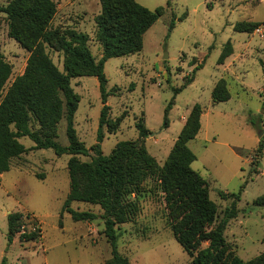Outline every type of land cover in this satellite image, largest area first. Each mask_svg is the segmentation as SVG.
I'll use <instances>...</instances> for the list:
<instances>
[{
  "label": "rangeland",
  "instance_id": "rangeland-1",
  "mask_svg": "<svg viewBox=\"0 0 264 264\" xmlns=\"http://www.w3.org/2000/svg\"><path fill=\"white\" fill-rule=\"evenodd\" d=\"M7 1L0 0V51L12 64V74L0 100L14 78L24 72L29 56V51L9 36L8 17L1 9ZM55 1L52 26L88 33L90 48L99 59L102 46L96 39L94 17L101 10L100 0ZM138 1L150 9L164 5L165 11L145 33L141 51L105 62L107 87L113 91L107 101L110 117L122 119L116 132L105 129L102 150L109 154L119 141L137 139L136 122L143 118L150 131L145 145L163 165L191 109L199 103L203 108L201 129L188 143L197 156L192 167L207 180L218 220L232 202L219 190L238 193L245 183L237 202L238 214L229 220L225 236L239 256L250 259L264 251V206L254 204L264 196V149L260 165L252 164L259 142L264 141V0ZM184 12L187 16L177 19L169 32L172 14L180 17ZM240 20L262 24L253 32L235 31L234 24ZM228 40L233 53L218 63ZM47 51L62 69V52L50 47ZM203 59V66L193 72ZM191 74L193 81L175 93L174 87ZM221 77L227 80L231 98L214 103L212 89ZM71 84L80 95L74 126L89 148L88 154L77 156L90 160L103 105L99 81L96 76L84 75L72 78ZM173 97L168 126L164 127L165 108ZM19 139L26 147L34 145L29 136ZM56 139L63 145L69 143L65 117L58 124ZM70 156L57 155L52 148L30 149L14 158L11 169L0 175V264H105L111 257L101 218L74 220L69 212L62 213L69 191ZM138 199L140 213L117 229L120 252L130 264H188L191 257L173 235L169 209L155 182L148 179ZM72 207L102 213L98 204L74 201ZM12 211L24 213L22 231L35 230L39 224L41 238L20 240L18 233L9 243L7 215Z\"/></svg>",
  "mask_w": 264,
  "mask_h": 264
},
{
  "label": "trees",
  "instance_id": "trees-1",
  "mask_svg": "<svg viewBox=\"0 0 264 264\" xmlns=\"http://www.w3.org/2000/svg\"><path fill=\"white\" fill-rule=\"evenodd\" d=\"M100 4L101 10L94 17L96 39L102 46L99 59L90 48L88 33L70 26H52L57 12L55 0H8L2 6L8 17L9 36L28 50L29 56L24 72L14 78L0 100V175L11 169L14 158L30 149L52 148L57 155L72 154L67 165L69 191L62 205V213L69 212L74 220H103L104 234L111 247V257L105 264H130L129 258L118 248L117 229L140 213L138 195L144 190L148 179L155 182L163 193L173 235L191 257L188 264H264V251L250 259H243L225 236L229 220L238 214L237 202L245 183L238 193L219 190L223 198H232V202L218 220V207L210 198L207 180L192 167L197 156L188 143L201 129L203 108L199 103H195L191 109L163 165L145 145L144 139L150 131L143 118L136 122L139 131L137 139L121 140L109 154L103 152L101 141L105 129L116 132L122 119L110 117L111 106L107 101L113 91L107 87L105 62L111 57L141 51L145 33L163 14L165 6L150 9L138 0H100ZM186 16L187 12L180 17L173 13L169 32L175 27L177 19L183 20ZM261 24L256 20H240L233 28L235 31L253 32ZM48 47L62 52V69L51 58ZM233 49L232 42L228 40L218 57V63H224ZM203 63L204 59L196 64L193 72ZM11 74L12 64L0 51V96ZM84 75L98 78L103 103L97 142L91 146L94 155L90 160L77 156L88 154L89 148L79 138L74 126L80 95L71 84L72 78ZM184 79L181 86L174 87L175 93L191 83L194 74L186 75ZM230 98L227 80L221 77L212 89V100L216 103ZM173 103L174 97L165 108L164 127L168 126V114ZM63 117L66 119L68 145L56 139L58 124ZM22 136H29L34 145L26 147L19 139ZM263 149L264 141L261 140L252 164L260 165ZM254 171L260 172L257 167ZM38 177L44 176L39 174ZM74 201L98 204L102 213L98 215L90 210L75 209L72 207ZM254 204L264 206V196L256 198ZM30 215L26 214L27 217ZM23 216L21 211L8 213L9 243L18 233L20 240L41 238L42 228L39 224H35V230H21Z\"/></svg>",
  "mask_w": 264,
  "mask_h": 264
},
{
  "label": "water",
  "instance_id": "water-1",
  "mask_svg": "<svg viewBox=\"0 0 264 264\" xmlns=\"http://www.w3.org/2000/svg\"><path fill=\"white\" fill-rule=\"evenodd\" d=\"M164 57H167V54H165V56ZM264 130H261V132H263Z\"/></svg>",
  "mask_w": 264,
  "mask_h": 264
}]
</instances>
